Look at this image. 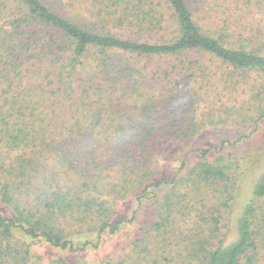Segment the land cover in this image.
Masks as SVG:
<instances>
[{"label": "trees", "instance_id": "16d2710c", "mask_svg": "<svg viewBox=\"0 0 264 264\" xmlns=\"http://www.w3.org/2000/svg\"><path fill=\"white\" fill-rule=\"evenodd\" d=\"M190 55L264 73V0H0V264H27L18 233L73 251L77 235L120 230L117 202L158 196L157 145L187 144L196 128L166 130L157 106L176 113L208 94L179 86L200 64ZM162 58L181 64L152 67ZM231 163L203 158L191 172L224 188L220 209L188 228L187 205L166 194L119 264H264V173L233 231Z\"/></svg>", "mask_w": 264, "mask_h": 264}, {"label": "rangeland", "instance_id": "374dc122", "mask_svg": "<svg viewBox=\"0 0 264 264\" xmlns=\"http://www.w3.org/2000/svg\"><path fill=\"white\" fill-rule=\"evenodd\" d=\"M189 57L191 61H200V64L192 66V74L196 78L192 77V82L187 81L179 86L183 91L195 89L208 94L205 99L196 98L192 107L187 106L190 100H181L183 107L176 113L169 112L170 102L163 101L157 106L162 110V117L165 116L162 125L166 130L170 126L196 128V136L187 144L184 141L176 144L169 140L157 145L164 158L160 165L161 176L154 183L161 178L168 182L157 189L158 196L154 198V189H151L148 198L152 200L144 201L142 205L134 198L117 202L114 223L122 222L120 230L116 233L108 231L101 236L98 232L77 235L72 239L73 251L53 247L43 239L34 241L18 233L16 244L22 251L28 249L30 252L27 264H119L122 260L133 259L132 252L138 245V239L142 237L147 222L155 219L157 203L166 194L179 200L184 207L187 205L188 210L185 209L184 214L191 212L185 219L188 228L194 226L189 227L190 220L195 224L201 223L198 218L200 213L203 211L211 215L220 209L219 205L227 194L222 186L218 190L212 187L214 185L193 183L191 172L203 158L212 161L221 155L228 157L233 166L228 188L231 190L234 187L235 199L231 208L223 212V225L228 224V218L229 226L234 231L238 216L264 173V73L236 72L211 57ZM189 57L180 58L179 61ZM179 61L176 58L157 59L152 67L166 68L181 64ZM175 119L178 120L177 124L172 125ZM153 121L158 120L154 118ZM150 126L148 124L146 127ZM133 215L134 220L129 222ZM233 231L228 235L229 240L235 238ZM223 233H227V229ZM141 246L144 247L143 243Z\"/></svg>", "mask_w": 264, "mask_h": 264}]
</instances>
